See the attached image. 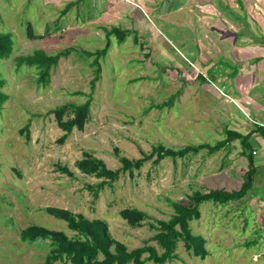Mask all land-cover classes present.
<instances>
[{
  "label": "rangeland",
  "instance_id": "rangeland-1",
  "mask_svg": "<svg viewBox=\"0 0 264 264\" xmlns=\"http://www.w3.org/2000/svg\"><path fill=\"white\" fill-rule=\"evenodd\" d=\"M28 22L41 36H27ZM112 27L126 30L122 41L107 35ZM0 29L14 37L11 57L0 62L9 95L0 112V264L43 263L49 245L22 241L19 233L27 225L75 234L47 206L104 220L128 250L147 242L160 252L149 224L172 215L171 201L188 203L195 190L240 187L248 164L239 139L183 158L155 162L153 155L132 175L120 171L96 194L87 185L101 178L84 174L75 161L87 151L121 170L119 157L137 159L158 143L175 149L214 145L226 138V128L245 133L264 125L263 115L233 96L236 74H229L238 63L236 47L248 50L259 43L254 37L264 36V0H0ZM107 40L91 87L96 54L84 51L102 48ZM68 47L45 85L37 81L35 66L16 69L13 60L37 49L53 55ZM263 74L249 72L241 79H258L255 89L264 91ZM86 99L90 117L84 129L58 141L63 131L50 109ZM26 125L29 137L21 132ZM251 140L258 141L252 188L239 200L201 203L200 216L189 222L206 239V257L179 241L177 257L164 264H264V141L258 133ZM125 207L147 217L130 226L119 215Z\"/></svg>",
  "mask_w": 264,
  "mask_h": 264
},
{
  "label": "trees",
  "instance_id": "trees-1",
  "mask_svg": "<svg viewBox=\"0 0 264 264\" xmlns=\"http://www.w3.org/2000/svg\"><path fill=\"white\" fill-rule=\"evenodd\" d=\"M26 32L29 38L41 36L33 32L31 23L29 22L27 23ZM110 33H114L118 40L122 41L127 32L118 27H112L107 31V35L109 36ZM134 38L137 40V37ZM106 43L104 47L95 51H84L87 55L96 54L93 63L97 67L95 68V76L91 80V87H94L95 80L99 78L100 66L98 58L108 50L109 40ZM13 50V32L0 29V62L9 59ZM69 50L70 48L68 47L61 50L58 54L50 55L42 49H37L31 54L13 56V60L16 64V69H19L22 65L35 66L38 74L37 81L45 85L50 77L51 68L56 65L59 56L66 55ZM235 71L236 69L233 72L235 73ZM197 76L203 77L201 74H197ZM4 85L5 80L0 77V112L4 102L9 97L3 90ZM50 113L53 114L58 128L63 131V134L58 139V141L63 142L73 129L80 131L84 129L90 117V99H86L81 103L73 101L64 102L50 109ZM24 131L26 137H29L27 125L21 129V132ZM225 133L227 134L226 138L216 142L214 145L199 143L196 145L180 146L175 149L174 147L158 143L151 148L148 154H144V156L137 159L121 156L119 157L121 170L108 168L102 159L95 157L87 151H83V157L75 161V166L84 174L101 178L95 186L93 184L87 185L96 194L105 184H110L114 181L120 171H128L132 175L134 169L140 168L153 155H156L155 162H159L165 157L172 159L176 157L183 158L189 154L197 153L203 148L208 149L210 152L216 151L229 141L239 139L242 147L241 152L245 155L248 164L240 187L233 190L213 188L205 192L195 190L189 195L188 203L184 201H171L174 210L172 215L167 220L156 219L155 222L149 224L155 230L151 239L161 248L160 252L154 245L147 242L128 250L124 243L111 236L107 223L104 220L99 218L89 219L81 213H73L67 208L56 206H47L45 207V211L58 219L66 221L68 229L74 231L75 234L70 236L62 230L30 224L20 230L19 235L21 240L28 243L43 240L48 243L49 249L43 257L42 264H58V262L62 264H145L147 261H152L155 264H164L177 257L176 248L179 241H182L185 249L193 255L205 258L208 254L205 247L206 239L202 234L194 233L190 228L189 222L200 216L199 206L201 203L212 201L214 203L225 204L239 200L252 188L256 165L253 153L255 149H252L251 136L254 133H258L264 141V125L255 124L245 133L236 129L226 128ZM115 152H118L117 148H115ZM57 169L72 175L66 166L57 165ZM119 215L127 224L133 227L141 225L147 217L144 211L135 207L122 208L119 211ZM144 253H147V255L142 256Z\"/></svg>",
  "mask_w": 264,
  "mask_h": 264
},
{
  "label": "crops",
  "instance_id": "crops-1",
  "mask_svg": "<svg viewBox=\"0 0 264 264\" xmlns=\"http://www.w3.org/2000/svg\"><path fill=\"white\" fill-rule=\"evenodd\" d=\"M247 34H249V31ZM254 40H257L259 43H257V46L248 48V50H246L247 48H244L245 50L239 51V49L242 48L236 47L235 52L238 54V58H236L238 63L237 65L235 64L233 70L229 73L230 75L236 74L234 76L235 84H230L232 86L233 96H236L237 99L243 103V107L245 106L246 108L255 111L256 115L258 114L264 116V105H262V103L264 104V91H257L255 89L256 83H253L258 79H254L251 83L244 82L241 79L249 72L253 73V76H256L257 73H264V36L261 35V37H254ZM234 68L236 70L239 69L240 72L237 73V71H235L234 73ZM261 108L262 110L260 111ZM251 141L252 149L256 150V144H258V141Z\"/></svg>",
  "mask_w": 264,
  "mask_h": 264
},
{
  "label": "built area",
  "instance_id": "built-area-1",
  "mask_svg": "<svg viewBox=\"0 0 264 264\" xmlns=\"http://www.w3.org/2000/svg\"><path fill=\"white\" fill-rule=\"evenodd\" d=\"M253 153H255V150H253Z\"/></svg>",
  "mask_w": 264,
  "mask_h": 264
}]
</instances>
